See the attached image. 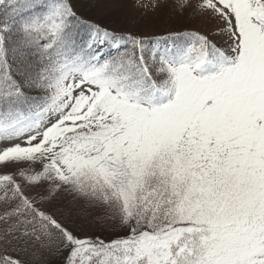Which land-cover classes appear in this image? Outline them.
<instances>
[{"label": "snow or ice", "instance_id": "snow-or-ice-1", "mask_svg": "<svg viewBox=\"0 0 264 264\" xmlns=\"http://www.w3.org/2000/svg\"><path fill=\"white\" fill-rule=\"evenodd\" d=\"M169 3L216 27L0 0V264H264V0Z\"/></svg>", "mask_w": 264, "mask_h": 264}, {"label": "rangeland", "instance_id": "rangeland-1", "mask_svg": "<svg viewBox=\"0 0 264 264\" xmlns=\"http://www.w3.org/2000/svg\"><path fill=\"white\" fill-rule=\"evenodd\" d=\"M195 3V0H193ZM78 14L118 32H132L147 37L164 35L185 28L210 32L216 22H208L204 16L190 18V10L177 11L169 3L156 11H146L135 6V0H78ZM219 43L220 38L214 37ZM99 224L79 230L80 235L102 232ZM36 264L41 262L36 261ZM47 264H58V259H48Z\"/></svg>", "mask_w": 264, "mask_h": 264}, {"label": "trees", "instance_id": "trees-1", "mask_svg": "<svg viewBox=\"0 0 264 264\" xmlns=\"http://www.w3.org/2000/svg\"><path fill=\"white\" fill-rule=\"evenodd\" d=\"M40 262V261H39Z\"/></svg>", "mask_w": 264, "mask_h": 264}]
</instances>
